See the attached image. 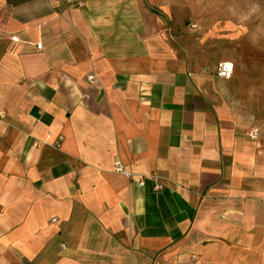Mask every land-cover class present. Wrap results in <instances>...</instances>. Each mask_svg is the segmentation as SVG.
Here are the masks:
<instances>
[{
    "label": "crops",
    "instance_id": "1",
    "mask_svg": "<svg viewBox=\"0 0 264 264\" xmlns=\"http://www.w3.org/2000/svg\"><path fill=\"white\" fill-rule=\"evenodd\" d=\"M74 1L0 0V264H264V10Z\"/></svg>",
    "mask_w": 264,
    "mask_h": 264
},
{
    "label": "built area",
    "instance_id": "2",
    "mask_svg": "<svg viewBox=\"0 0 264 264\" xmlns=\"http://www.w3.org/2000/svg\"><path fill=\"white\" fill-rule=\"evenodd\" d=\"M67 1L70 2V3H75L76 2L74 0H67ZM78 5L82 6L83 3L82 2H78ZM234 72H235V64L232 61H228V60L220 61L218 63V65H217V67H216V75L219 78L229 79V78H231L234 75ZM258 135H259V132L257 130L251 131L249 133V136L252 139H257ZM114 168H115V171H117L119 173H122V174H124L125 176H127L129 178L133 176V173L131 171H129L121 162H116ZM140 183L144 184L145 182L142 179L140 181ZM155 187H156L157 190H160L163 187V185L160 182H158V180H157V183H156Z\"/></svg>",
    "mask_w": 264,
    "mask_h": 264
},
{
    "label": "rangeland",
    "instance_id": "3",
    "mask_svg": "<svg viewBox=\"0 0 264 264\" xmlns=\"http://www.w3.org/2000/svg\"><path fill=\"white\" fill-rule=\"evenodd\" d=\"M252 2H254V5H253V8H254V11H250L251 12V15L252 14H257V13H262L263 14V10H264V0H250ZM260 2V6H257ZM252 7V6H251ZM251 10H253L251 8ZM263 11V12H262ZM189 24H191V21H188ZM192 28L196 27V25H191ZM250 30H254L256 33H257V30H258V27L257 26H252L250 27Z\"/></svg>",
    "mask_w": 264,
    "mask_h": 264
}]
</instances>
